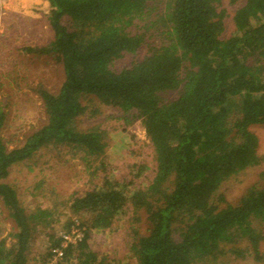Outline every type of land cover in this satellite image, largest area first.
<instances>
[{
	"label": "trees",
	"instance_id": "trees-1",
	"mask_svg": "<svg viewBox=\"0 0 264 264\" xmlns=\"http://www.w3.org/2000/svg\"><path fill=\"white\" fill-rule=\"evenodd\" d=\"M45 1L53 35L25 50L50 56L63 79L54 91L34 89L44 121L11 146L0 97V203L12 222L11 242L0 239V264H29L34 239L53 225L62 204L30 211L6 180L14 166L53 148L82 160L95 184L65 201L75 218L64 231L81 235L63 245L61 234H50L44 264L57 248L54 264H124L91 246L96 230L117 225L136 264H264V154L251 129L264 124V0ZM102 108L126 123L141 120L152 165L135 163L121 180L111 175L110 130L82 123ZM251 172L255 178L229 199Z\"/></svg>",
	"mask_w": 264,
	"mask_h": 264
},
{
	"label": "rangeland",
	"instance_id": "rangeland-1",
	"mask_svg": "<svg viewBox=\"0 0 264 264\" xmlns=\"http://www.w3.org/2000/svg\"><path fill=\"white\" fill-rule=\"evenodd\" d=\"M223 1L227 5L230 0ZM46 7L45 0H8L0 14V97L7 102L8 111V121L2 134L9 146L24 140L32 126L38 127L44 121L42 100L34 89L41 84L54 91L63 79L60 65L50 56L38 57L25 50L26 47L47 44L53 35L45 15ZM226 26V34L229 35L234 30L231 18H228ZM145 53V49H140L137 57L141 58ZM132 58L126 57L122 64L129 63ZM102 109L101 114L92 118L85 117L82 123H103L110 130L104 162L111 175L121 180L123 177L129 178L130 169H133L135 163L152 165V148L141 120L126 123L119 119L116 109ZM251 129L259 138V152L264 154V124L253 125ZM59 154L56 148L42 150L31 158L32 164L27 161L14 166L6 178L7 182L15 185L20 201L30 211L37 207L52 208L57 203L62 204L55 211L53 225L40 230L34 239L29 264H44L52 242L50 234L59 236L68 222L75 218L67 209L65 201L71 196L83 194L95 184L92 173L82 160ZM28 163L32 168L28 167ZM251 178H255V172H251L243 183L234 185L228 198L236 199ZM11 225L0 203V239L7 237V243L11 242L8 236ZM116 228L115 231L96 230L91 246L115 258L123 257L124 264H136L127 247L130 241L127 231L122 225ZM57 261L59 259L52 258L46 264ZM63 264H68V261ZM231 264L260 263L250 258H239Z\"/></svg>",
	"mask_w": 264,
	"mask_h": 264
},
{
	"label": "built area",
	"instance_id": "built-area-1",
	"mask_svg": "<svg viewBox=\"0 0 264 264\" xmlns=\"http://www.w3.org/2000/svg\"><path fill=\"white\" fill-rule=\"evenodd\" d=\"M8 0H0V14L3 12V9L5 7V4ZM62 238H64L63 245H67L70 242H75L76 238H78L81 234L79 233V229H75L71 233H66L65 231H62L61 233ZM54 259H59L62 255L61 248H57L54 250Z\"/></svg>",
	"mask_w": 264,
	"mask_h": 264
}]
</instances>
